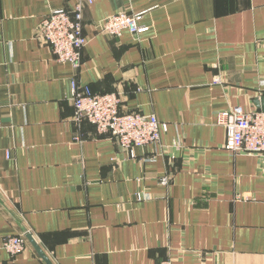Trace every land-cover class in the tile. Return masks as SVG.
I'll list each match as a JSON object with an SVG mask.
<instances>
[{"label": "crops", "instance_id": "1", "mask_svg": "<svg viewBox=\"0 0 264 264\" xmlns=\"http://www.w3.org/2000/svg\"><path fill=\"white\" fill-rule=\"evenodd\" d=\"M78 1L0 0V264H48L26 233L53 264H264V155L227 149L219 120L260 110L264 0H83L75 68L37 30ZM120 10L148 29L95 31ZM73 84L168 129L131 155L75 119Z\"/></svg>", "mask_w": 264, "mask_h": 264}, {"label": "built area", "instance_id": "2", "mask_svg": "<svg viewBox=\"0 0 264 264\" xmlns=\"http://www.w3.org/2000/svg\"><path fill=\"white\" fill-rule=\"evenodd\" d=\"M142 17V12L120 10L96 22L95 31L120 36L128 29L139 35L148 29L139 24ZM37 36L51 46L58 61L70 62L78 68L82 63V49L88 43L84 33L83 0L78 1L72 12L54 9L41 20ZM72 101L75 119L88 120L101 134H111L131 155H134L135 147L159 142L162 132L168 129L167 123L155 115L121 111V98L115 93H94L88 86L73 84ZM219 120L226 129L227 149L264 155V111L236 106L220 112ZM3 245L13 255L24 251L25 233L6 237ZM164 264H171V261Z\"/></svg>", "mask_w": 264, "mask_h": 264}, {"label": "water", "instance_id": "3", "mask_svg": "<svg viewBox=\"0 0 264 264\" xmlns=\"http://www.w3.org/2000/svg\"><path fill=\"white\" fill-rule=\"evenodd\" d=\"M255 105L258 107V109H261L264 111V95L261 97H258L255 99ZM26 236L30 240V242L34 245L36 250L38 251L39 255L48 263L53 264L51 260L48 258V256L44 253L40 245L37 243V241L34 239L31 233H26Z\"/></svg>", "mask_w": 264, "mask_h": 264}]
</instances>
